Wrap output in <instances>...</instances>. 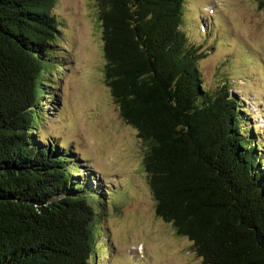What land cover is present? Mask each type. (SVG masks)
<instances>
[{
    "label": "trees",
    "instance_id": "obj_1",
    "mask_svg": "<svg viewBox=\"0 0 264 264\" xmlns=\"http://www.w3.org/2000/svg\"><path fill=\"white\" fill-rule=\"evenodd\" d=\"M94 1L105 85L143 145L155 216L201 264H264V136L243 99L204 86L185 0ZM56 2L0 0V264H92L106 251L107 190L72 148L39 138L63 63Z\"/></svg>",
    "mask_w": 264,
    "mask_h": 264
},
{
    "label": "rangeland",
    "instance_id": "obj_2",
    "mask_svg": "<svg viewBox=\"0 0 264 264\" xmlns=\"http://www.w3.org/2000/svg\"><path fill=\"white\" fill-rule=\"evenodd\" d=\"M258 1L185 0L183 14L190 26L186 37L205 51L199 62L204 86L212 91L224 84L243 99L255 133L263 137L264 12ZM54 13L63 63L57 101L48 103L39 138L72 148L107 190L98 238L106 251L92 264H201L191 243L155 216L143 145L105 85L95 1L57 0Z\"/></svg>",
    "mask_w": 264,
    "mask_h": 264
}]
</instances>
